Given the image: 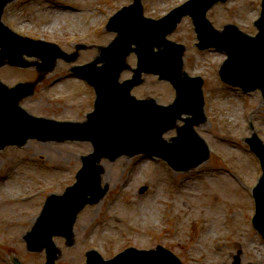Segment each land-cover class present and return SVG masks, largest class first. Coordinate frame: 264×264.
I'll return each mask as SVG.
<instances>
[{"label": "rangeland", "instance_id": "1", "mask_svg": "<svg viewBox=\"0 0 264 264\" xmlns=\"http://www.w3.org/2000/svg\"><path fill=\"white\" fill-rule=\"evenodd\" d=\"M71 1L14 0L4 8L2 21L23 35L54 42L67 52L76 43L88 45L74 62L59 59L35 85L34 93L20 103L31 114L83 121L94 93L69 68L92 60L98 54L96 46L107 44L115 36L104 28L107 17L132 0ZM183 1L142 0L144 15L160 17ZM259 2L227 0L211 7L207 17L215 28L234 23L254 34L253 19L259 15ZM168 38L184 44V69L203 77L207 120L196 131L209 146V159L186 172H176L165 161L144 155L121 156L112 162L102 159V184L108 185V191L77 217L72 246L54 237L61 249L55 264H84V251L91 247L108 258L127 246L148 249L157 244L173 251L182 264H233L238 252L240 264H264V240L250 220V192L261 171L244 141L255 131L264 143L261 94L258 90L245 94L220 81L217 70L224 55L216 49L196 48L189 17H184ZM127 62L134 66L135 55L131 53ZM130 74L123 71L121 80ZM36 76L35 65L0 67V79L9 86ZM132 94L167 104L174 91L169 83L147 75ZM174 135L173 129L164 137ZM91 151L87 141L36 139L0 150V264H12L11 256L23 264L44 263V252H28L23 235L46 196L60 194L72 184L81 165L80 155ZM144 185L148 189L141 194L139 188Z\"/></svg>", "mask_w": 264, "mask_h": 264}, {"label": "water", "instance_id": "2", "mask_svg": "<svg viewBox=\"0 0 264 264\" xmlns=\"http://www.w3.org/2000/svg\"><path fill=\"white\" fill-rule=\"evenodd\" d=\"M7 1L9 0H0V13L4 3ZM200 1L203 2V0ZM215 1L209 0L199 10L195 8L198 4L192 2L182 6L178 11L175 9L159 20H152L143 17L142 6L139 0H135L133 4L124 7L111 18L108 29H115L118 32V36L114 41L107 47L101 46V54L91 63L81 67H73V70L83 69L90 71L97 62L104 61L102 68L93 72L88 78L91 82L97 81L98 86L101 88L102 99H105V95L108 94L113 102H120V105L123 104V107H127L129 112L124 114L123 119L117 115L114 121L115 125L111 128L97 129V133L93 135L95 151L88 156L82 157L83 165L77 174L78 181L68 188L69 195L66 197V203L59 202L57 205L59 210L65 208L70 213L68 220L62 225L64 229L59 230L58 227L54 228V226H51L49 228L50 231H43L35 225L32 231L26 235L25 239L28 249L41 250L45 248V264H54L55 259L58 257V250L51 241V236L53 234H63L68 238V242L71 243L72 224L77 212L86 203L99 201L107 190L106 186L103 189L100 188V174L103 172V168L98 162L102 156L109 160H114L123 153L133 155L144 151L148 154L163 156L178 170L194 167L208 157L205 150L202 151L201 147H199L200 149L196 147L202 146V142L184 144L185 146L180 148V152L172 153L170 150L172 145L165 144L161 140V133L171 128L175 119L180 117L182 112L191 113L192 118H186L185 125L178 128V132L182 129L184 131L185 127L191 128L194 124L205 121L201 105L202 101L199 99L200 93L196 101L186 99L189 93L183 95L184 92L182 90L188 88L185 82L187 74L182 71L181 56L183 46L167 41L165 36L175 28L177 22L185 13L191 12L200 41L198 45L200 47H206L211 44L225 46L227 43L225 42L224 33L214 30L205 18L204 12ZM121 16H123V19L118 20L120 24L114 25L113 21ZM263 20L264 17L261 21ZM229 29V26L225 27V30ZM259 38L264 40V26L257 39ZM131 43L136 44L137 47L131 48ZM262 43L264 44V41ZM228 44L232 58L230 57L223 65L221 75L230 83L240 85L245 90L260 87L264 95V45L247 48L246 45L235 39L228 41ZM162 45L164 50L161 55L165 60L160 63L159 54H150L149 52H153L154 46L160 47ZM0 47V66L6 62L17 66H28L29 63L21 58V54L24 52L33 53L43 59L42 63L38 64V70L41 73L51 70L59 56L67 61L75 60L77 56L76 53L66 54L53 44L18 38L3 26H0ZM81 47L83 46L78 45L77 49ZM48 48H51L53 55L45 58V50ZM131 50L136 51L139 55V66L134 70L135 73L132 79L118 85L119 72L125 67L124 58ZM227 50L229 51V49ZM240 51L242 52L235 57L237 52ZM142 71L160 73V78L172 82L177 89V97L173 106L155 107L153 100L148 104L147 101H135L129 96V90L142 81L140 78ZM42 76L40 75L38 79ZM33 85L34 83H20L11 89H7L0 84V148L9 143L22 144L29 137L39 136L36 132L40 125L38 118H31L18 108L19 99L31 94ZM200 85L201 81L197 84L198 89H200ZM142 108H147V110H141ZM118 110L121 111L120 109ZM163 116L166 119L165 122L162 121L161 123L163 129L159 127L156 130L154 125L159 123ZM16 130L22 134V137L20 139L9 137ZM98 133H101L100 137ZM65 137L68 136H62L61 138ZM175 141L180 140L177 139ZM246 141L259 156L264 170V146L261 140L256 134H253ZM146 189L147 186H143L140 192L142 193ZM88 193L91 194L90 198L87 197ZM255 197L257 213L253 221L255 227L264 234V172L255 188ZM88 256L90 257L88 264H181L171 252L161 246H157L156 250L150 251H138L129 248L107 261H104L97 253L92 251L88 253ZM132 261H137L138 263ZM14 262L19 264L15 259ZM235 264H239V255L235 256Z\"/></svg>", "mask_w": 264, "mask_h": 264}, {"label": "bare ground", "instance_id": "3", "mask_svg": "<svg viewBox=\"0 0 264 264\" xmlns=\"http://www.w3.org/2000/svg\"><path fill=\"white\" fill-rule=\"evenodd\" d=\"M64 9H65V7H64Z\"/></svg>", "mask_w": 264, "mask_h": 264}]
</instances>
